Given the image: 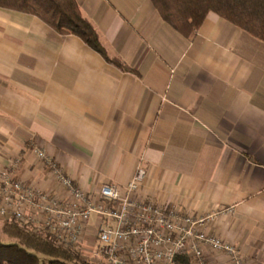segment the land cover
<instances>
[{"label": "crops", "instance_id": "obj_1", "mask_svg": "<svg viewBox=\"0 0 264 264\" xmlns=\"http://www.w3.org/2000/svg\"><path fill=\"white\" fill-rule=\"evenodd\" d=\"M76 1L130 71L0 8V171L20 159L18 178L54 190L40 147L96 194L123 188L143 160L142 196L207 217V234L264 264V43L215 13L186 38L151 0Z\"/></svg>", "mask_w": 264, "mask_h": 264}, {"label": "built area", "instance_id": "obj_2", "mask_svg": "<svg viewBox=\"0 0 264 264\" xmlns=\"http://www.w3.org/2000/svg\"><path fill=\"white\" fill-rule=\"evenodd\" d=\"M56 188L43 191L13 172L20 159L0 171V219L49 234L58 245L96 257V264H210L204 247L246 264L234 244L207 234V217L184 212L140 194L148 172L142 161L123 188L105 184L82 189L40 147L33 149ZM93 243V245L91 244Z\"/></svg>", "mask_w": 264, "mask_h": 264}, {"label": "trees", "instance_id": "obj_3", "mask_svg": "<svg viewBox=\"0 0 264 264\" xmlns=\"http://www.w3.org/2000/svg\"><path fill=\"white\" fill-rule=\"evenodd\" d=\"M163 21L186 38L192 37L209 13H215L264 43V0H151ZM0 8L41 19L60 35L80 38L107 62L130 71L120 60L110 58L99 34L83 16L76 0H0ZM3 233L13 240L0 243V264H72L81 261L79 253L64 248L47 233L6 219Z\"/></svg>", "mask_w": 264, "mask_h": 264}, {"label": "rangeland", "instance_id": "obj_4", "mask_svg": "<svg viewBox=\"0 0 264 264\" xmlns=\"http://www.w3.org/2000/svg\"><path fill=\"white\" fill-rule=\"evenodd\" d=\"M2 226L3 223L0 221V243H4V244H8L11 243L13 240H11L9 237H7L3 231H2ZM91 244L93 245V243L91 242ZM79 256L81 257V261L78 263H72V264H96L97 262V258L96 257H91L85 253H81L79 254Z\"/></svg>", "mask_w": 264, "mask_h": 264}]
</instances>
